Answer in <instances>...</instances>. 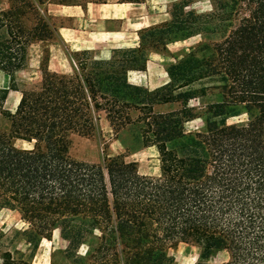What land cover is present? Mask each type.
Here are the masks:
<instances>
[{
	"label": "trees",
	"instance_id": "1",
	"mask_svg": "<svg viewBox=\"0 0 264 264\" xmlns=\"http://www.w3.org/2000/svg\"><path fill=\"white\" fill-rule=\"evenodd\" d=\"M48 2L85 5L10 0L0 10V70L10 75L0 88V114L10 122L9 132L0 130V210L19 214L26 227L17 234L28 244L9 249L1 231L0 264H32L55 231L73 264H172L169 250L180 242L200 247L194 264H264V0H212L208 12L181 0L169 20L138 31L136 46L109 58L73 52L72 71L43 66L40 83L21 90L15 72L29 45L57 36L41 13ZM195 36L201 40L167 67L163 85L126 79L146 70L151 51ZM10 90L21 92L14 111L5 106ZM243 113L246 123L228 122ZM202 116L204 130L185 132ZM102 117L156 149L158 175L122 155L98 163L71 156L73 136L92 135ZM218 252L227 258L210 262Z\"/></svg>",
	"mask_w": 264,
	"mask_h": 264
},
{
	"label": "rangeland",
	"instance_id": "2",
	"mask_svg": "<svg viewBox=\"0 0 264 264\" xmlns=\"http://www.w3.org/2000/svg\"><path fill=\"white\" fill-rule=\"evenodd\" d=\"M80 1L82 3L86 2V0ZM96 1L104 2L105 0ZM179 1L181 0H145V15L141 20V25L146 27L169 20L172 5ZM189 8L198 12H208L212 9V0H192ZM98 11L99 9H97V6L94 5L92 6L90 12L91 14H95ZM101 12L108 13V11L103 9ZM103 26L104 24H101L97 20L84 21L83 31L78 33V37H76L78 42L75 44L73 43L75 34L72 29L65 31V34L70 39L71 43L65 42V40L57 34V36L53 39L57 40L59 47L65 50L68 59L63 58V52L60 51L54 56L51 63L48 64V54L45 52L43 55L44 58L42 67H49L51 70L57 72H70L72 71L75 63L72 55L73 52H78L85 58H101L99 52L107 48L108 45L106 36L97 33V29H101ZM200 40L201 38L199 36H195L186 40L170 43L165 51H151L146 70H130L125 75L126 79L130 82L143 85L150 89L163 85L168 80L166 72L167 67L180 59ZM40 76L41 73L39 71H30L27 74V77L23 74V77H25V79L30 83L27 89L37 86ZM192 103L196 106L199 105L197 101ZM8 107L11 109L14 108L13 106ZM178 107L179 104L177 103L161 104L155 109L157 111H168ZM247 120L248 115L243 113L239 116L230 118L228 122L243 124L246 123ZM9 127V120L0 114V130L9 132ZM205 127V116L187 122L184 125L185 132L204 130ZM14 143L19 147L27 146V143L18 139L14 140ZM70 154L78 160L95 163L102 162L105 157L122 155L126 161L136 162L138 169L142 174L158 175L160 170L157 151L154 147L139 146L133 140L132 131L129 128L122 129L116 133L112 130L108 121L104 117L101 118L97 130L92 135L73 136ZM23 228L24 223L20 220L17 212L8 209L0 211V232L2 231L4 234L2 241L6 247L12 250L15 247L23 251L28 250V244L26 241L21 240L22 236L17 234V231H20ZM67 243V240L60 236L59 231H55L51 240L43 239L40 249L37 251L32 264H73L71 259L67 257L65 251ZM86 249L85 245L81 246L78 250V254H84ZM169 252L175 258L172 264H194L199 258L200 247L193 243L180 242L176 246L172 247ZM226 258L227 254L225 252H218L211 257L209 261L223 262Z\"/></svg>",
	"mask_w": 264,
	"mask_h": 264
},
{
	"label": "crops",
	"instance_id": "3",
	"mask_svg": "<svg viewBox=\"0 0 264 264\" xmlns=\"http://www.w3.org/2000/svg\"><path fill=\"white\" fill-rule=\"evenodd\" d=\"M9 1L10 0H0V10L7 8ZM94 5L97 6L99 11L95 14H91L90 11ZM145 8L146 2L130 3L120 2V0L94 2L86 0L85 5H62L48 2L41 8V13L52 25L56 27L57 34L67 43L71 42L65 34L66 30L72 29L74 31L75 38L73 43L75 44L78 42L76 39V37H78V33L83 31L84 21L97 20L101 24H104L103 28L97 29V33L106 36L108 45L107 48L103 49V51H100L99 53L101 58H108L114 48L136 46L138 40V31L143 28V25H141V20L145 15ZM102 9L108 11V13H102ZM60 51L63 52V58L68 59L67 53L65 50L59 47V43L55 39L36 40L32 42L28 47L25 66L15 72V79L19 88L21 90L27 89V87L30 85L29 81L23 77V74H25L27 77V74L30 71H39L41 73V67L44 58L43 55L45 52L48 54L47 61L48 64H50L54 56ZM49 70L51 69L49 68ZM40 80L41 76L38 80V84L40 83ZM9 84L10 75L0 70V88H8ZM20 96V90H10L5 102L6 108H8L10 111H14ZM8 106H13L14 110ZM157 106L158 105H156V107ZM22 222L24 223L25 228L26 223L24 221Z\"/></svg>",
	"mask_w": 264,
	"mask_h": 264
}]
</instances>
